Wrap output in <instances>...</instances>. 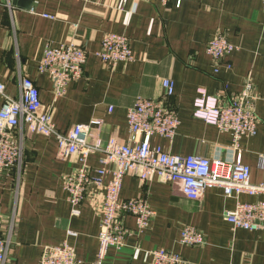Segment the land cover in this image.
<instances>
[{
  "label": "crops",
  "instance_id": "0c3cea01",
  "mask_svg": "<svg viewBox=\"0 0 264 264\" xmlns=\"http://www.w3.org/2000/svg\"><path fill=\"white\" fill-rule=\"evenodd\" d=\"M123 35L129 40L134 61L109 69L97 57L102 37ZM222 34L234 47L215 71L206 47ZM73 44L87 53L83 77L70 83L55 100L47 75L37 71L47 47ZM38 89L56 128L66 132L75 125H91L90 141L115 139L131 144L126 113L138 98L161 103L175 112L179 126L172 141L150 139L152 148L175 156H200L246 165L251 183H264L258 159L264 155V15L259 0H189L180 7L159 0H0V83L6 93L18 95L19 76ZM173 83L165 97L162 81ZM249 79L256 97L258 119L254 136L242 138L236 149L231 136L194 119L198 91L228 102ZM0 98V106H1ZM23 166L0 173V219L12 226L11 246L5 264H38L46 247L66 242L79 264H93L98 253V225L103 189L92 187L71 216L63 179L76 168L74 158H57V144L24 126ZM95 153L88 159L93 172L101 168ZM142 197L154 211L149 229L131 236L121 251L109 249L103 264H149L148 251L159 249L179 255L185 264H264V231L232 230L224 214L236 202H264V196L225 198L217 188L208 189L199 201H191L172 186L152 178L141 182L127 175L120 199ZM125 226L135 230L133 219ZM185 227L199 231L204 246L179 243Z\"/></svg>",
  "mask_w": 264,
  "mask_h": 264
},
{
  "label": "built area",
  "instance_id": "2783aa9c",
  "mask_svg": "<svg viewBox=\"0 0 264 264\" xmlns=\"http://www.w3.org/2000/svg\"><path fill=\"white\" fill-rule=\"evenodd\" d=\"M89 0H83L87 3ZM138 3L143 0H133ZM166 6L170 2L180 7L189 0H159ZM264 15V0H259ZM234 47L222 34H217L206 47V54L214 62L215 71L224 63ZM109 69L119 63L134 61L129 40L123 35L107 33L102 37L100 50L96 53ZM86 51L73 44L57 48L47 47L38 63L37 71L47 75L52 84L55 100L61 99L70 83L80 80L84 74ZM165 97L174 93L170 80L162 81ZM0 173L14 171L18 175L23 166L24 139L17 138L14 131L24 126L39 135L52 138L57 144V158H74L77 168L63 179V189L71 206V216L80 215V206L92 187L103 189L100 221L98 225V253L93 264H103L109 249L121 251L131 236L141 237L155 216L146 199L142 197L127 201L120 199L122 182L127 175H136L141 182L157 178L163 183L177 186L179 192L191 201H199L208 189H220L225 198L239 195L264 196V183H251L248 166L219 159L209 160L200 156L180 157L161 149L152 148L150 139L159 136L172 141L176 135L179 119L169 107L149 99L138 98L127 110L126 125L131 144L124 146L115 139L102 143L90 141L91 125H75L66 132L59 131L47 108L39 99L38 89L32 81L19 76L18 95L13 98L0 83ZM256 97L252 82L247 79L243 89L228 102L220 96H209L198 91L193 103V118L215 126L219 132L229 133L231 148L236 149L242 138L254 136L258 124L255 113ZM102 155L101 168L93 172L88 164L92 154ZM258 168L264 170V155L258 159ZM131 218L135 230L125 226L124 219ZM224 220L232 230L264 231V202H236L234 209L224 214ZM12 226L6 229L0 219V264H5L11 246ZM179 243L189 247L204 246L202 234L192 227L183 228ZM149 264H185L177 254L154 249L148 251ZM38 264H79L75 251L66 242L46 247Z\"/></svg>",
  "mask_w": 264,
  "mask_h": 264
}]
</instances>
